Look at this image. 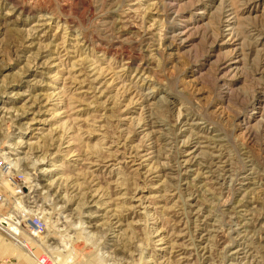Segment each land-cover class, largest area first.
Instances as JSON below:
<instances>
[{"label": "rangeland", "instance_id": "374dc122", "mask_svg": "<svg viewBox=\"0 0 264 264\" xmlns=\"http://www.w3.org/2000/svg\"><path fill=\"white\" fill-rule=\"evenodd\" d=\"M1 220L0 264H264V0H0Z\"/></svg>", "mask_w": 264, "mask_h": 264}, {"label": "bare ground", "instance_id": "6f19581e", "mask_svg": "<svg viewBox=\"0 0 264 264\" xmlns=\"http://www.w3.org/2000/svg\"><path fill=\"white\" fill-rule=\"evenodd\" d=\"M42 36H43V35H42ZM18 220H19V219H18ZM3 225H4V223H3V221L1 220V221H0V228H3ZM18 226H19V228L22 230L21 235L24 236L25 234H24L23 231H25V230L20 226V223H19ZM45 230H46V228H45ZM44 232H45V231H44ZM30 235H32V234H30ZM32 236H33L34 238L41 239V238H42V233L39 234L38 236H34V235H32ZM5 252H6V251H5ZM0 256H4V250H3V247H2L1 244H0ZM32 257H33V259H34L35 264H48V261H47V259H46L45 257H37V256H32ZM1 259H7V257L1 258ZM7 261H10V260L3 261L2 264H5ZM17 264H20V263L18 262Z\"/></svg>", "mask_w": 264, "mask_h": 264}, {"label": "built area", "instance_id": "2783aa9c", "mask_svg": "<svg viewBox=\"0 0 264 264\" xmlns=\"http://www.w3.org/2000/svg\"><path fill=\"white\" fill-rule=\"evenodd\" d=\"M22 228L25 229L23 225L20 224ZM28 230L30 233L34 236H38L39 234H43L45 231V225L41 218L35 217L33 221L30 222V225L28 226ZM9 264V263H6Z\"/></svg>", "mask_w": 264, "mask_h": 264}]
</instances>
